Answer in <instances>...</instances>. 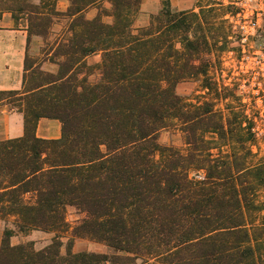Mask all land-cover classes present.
Here are the masks:
<instances>
[{"label":"trees","instance_id":"1","mask_svg":"<svg viewBox=\"0 0 264 264\" xmlns=\"http://www.w3.org/2000/svg\"><path fill=\"white\" fill-rule=\"evenodd\" d=\"M57 1L0 0V19L11 12L29 44L45 41L41 59L26 53L22 89L0 90V105L23 113L25 125L23 136L0 141V264H264L258 117L241 98L226 114L211 97L210 15L230 6L176 10L164 0L147 25L135 26L143 0H109L110 11L102 0H69L64 12ZM224 28L218 37L227 41ZM93 55L100 60L92 64ZM198 77L203 95L177 92ZM41 118L59 120L61 136L38 137ZM171 128L186 148L160 142ZM71 206L84 213L75 227ZM32 230L54 236L41 249L34 240L11 243ZM75 237L108 251L76 252Z\"/></svg>","mask_w":264,"mask_h":264},{"label":"rangeland","instance_id":"2","mask_svg":"<svg viewBox=\"0 0 264 264\" xmlns=\"http://www.w3.org/2000/svg\"><path fill=\"white\" fill-rule=\"evenodd\" d=\"M164 0H143L141 4V13L136 19L135 26L147 25L150 21L152 15L158 14L162 9V4ZM176 5L172 4V7L176 10H198L200 6L206 5L208 3H216L221 0H175ZM226 5L230 7L226 12L214 11L210 15V19L213 22L211 41H212V67L210 69L211 76L214 81V93L211 96L215 102V108L217 110L224 111L226 114L235 113V107L239 105L238 98H241L243 103L248 105V113H255L256 118V131L258 134L259 142V154L264 155V82H258L259 90H251L249 83L252 81L256 83L258 76L264 78V10L263 19L258 22L257 34L255 36V41L252 43L253 47L248 48L246 56H243L241 41L238 43L235 35H240V25L244 24L248 29H250L249 21H245L243 16L250 15L252 10L264 9V0H255L258 4L247 5L242 9V3L248 0H222ZM230 1H235V4H230ZM101 6L105 7L107 11H110L112 5L109 0H102ZM240 11L241 14L232 17L230 11ZM243 10V11H242ZM99 12L98 5H92L88 7L84 14L88 18L95 17ZM222 17H226L229 21L233 22L235 32L231 29V23L224 21ZM104 20L106 22H111L112 17L105 16ZM61 25H56L54 27L53 33L50 35V39L56 37V33L61 31ZM217 27H225V34L229 37L227 41L218 37ZM232 31V32H231ZM220 41V42H219ZM45 46V41L38 48L32 47L29 51L30 55L33 57H40L41 50ZM255 51V53H254ZM250 54V55H248ZM39 59V60H40ZM100 60L99 55H93L88 58L89 63H96ZM42 68L46 70H56V66L47 62L42 63ZM261 91V92H260ZM177 92L184 98L194 99L197 95H203L205 89L202 85L201 77L187 79L181 81L177 85ZM260 92V94H259ZM243 93V94H242ZM232 107H234L233 110ZM9 108V107H8ZM231 108V109H230ZM159 140L164 145H173L178 148H186V140L182 132L175 129H166L161 132ZM84 216V213L77 210L75 207H68L67 209V220L72 227H75L80 219ZM72 230L65 233L63 236L64 245L62 251H66V246L69 238L72 237ZM29 233L33 235L32 240L34 241H48L51 242L54 233L45 232L42 230H32ZM28 233V234H29ZM20 234V233H19ZM48 243V244H49ZM102 245L95 242L89 238L75 237L73 250L83 251H103ZM36 246V244H35ZM39 249V246H36ZM146 264H157L156 261H151Z\"/></svg>","mask_w":264,"mask_h":264},{"label":"crops","instance_id":"3","mask_svg":"<svg viewBox=\"0 0 264 264\" xmlns=\"http://www.w3.org/2000/svg\"><path fill=\"white\" fill-rule=\"evenodd\" d=\"M33 1L38 2L40 0ZM171 4L176 5L177 2L171 0ZM69 6V0L57 1V9L59 11H67ZM43 42L44 39L42 37L33 36L29 44L27 30L23 27L16 26L11 12L3 13L0 19V90L22 89L26 53L32 47L38 48L39 53V47ZM61 128L62 125L59 120L41 118L37 125L36 134L38 137L46 139L59 138L61 136ZM24 133L23 113L10 110L7 105H0V141L21 137ZM5 227V221L0 219V248ZM32 238L33 235L31 233H20L11 237V243L17 245L30 241ZM48 243V241H35L39 249L45 247ZM101 248L103 249L101 252L108 251L106 245H102Z\"/></svg>","mask_w":264,"mask_h":264},{"label":"built area","instance_id":"4","mask_svg":"<svg viewBox=\"0 0 264 264\" xmlns=\"http://www.w3.org/2000/svg\"><path fill=\"white\" fill-rule=\"evenodd\" d=\"M219 2L225 3L222 0ZM229 3L235 4V1H230ZM254 4H258V3L255 0H248L245 3H242V9H244L247 5H254ZM261 10L263 11L264 9H255V10H252V13L250 15H244L243 16L244 20L249 21V23H250V25H249L250 29H248L246 27V25H244V24L240 25V29H241L240 41H241L243 56H246V52H247L248 48L253 47L252 43L255 41V36H256L257 30H258L257 29L258 22L263 19V15H262L263 12ZM240 14H241V12L238 10L235 14L231 13L232 17H234V18ZM254 53H255V51H254ZM248 55H250V54H248ZM258 82H261V81H256V83L255 82L252 83L253 86L257 85V87H258L257 90H259V84H257ZM262 82H264V81H262ZM259 94H260V92H259Z\"/></svg>","mask_w":264,"mask_h":264}]
</instances>
